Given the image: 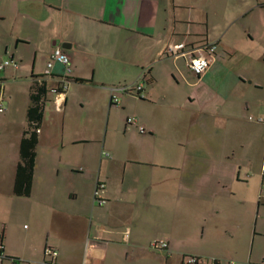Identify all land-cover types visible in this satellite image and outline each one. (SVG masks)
Here are the masks:
<instances>
[{
	"label": "crops",
	"instance_id": "crops-1",
	"mask_svg": "<svg viewBox=\"0 0 264 264\" xmlns=\"http://www.w3.org/2000/svg\"><path fill=\"white\" fill-rule=\"evenodd\" d=\"M260 1L0 0V63H17L0 69V264H40L46 246L56 264H264L247 262L264 252V47L248 46L249 30L227 36ZM182 40L216 44L187 97L177 88L189 67L165 51ZM62 44L71 72L57 96L62 67L47 62ZM140 78L143 99L110 100ZM35 80L47 92L32 184L14 196Z\"/></svg>",
	"mask_w": 264,
	"mask_h": 264
},
{
	"label": "built area",
	"instance_id": "built-area-1",
	"mask_svg": "<svg viewBox=\"0 0 264 264\" xmlns=\"http://www.w3.org/2000/svg\"><path fill=\"white\" fill-rule=\"evenodd\" d=\"M215 48V43H206L205 45L201 44L198 46H192L186 43L185 40H182L178 42H169L165 47V51L170 56L183 57L189 69L196 75H200L208 69V55L212 53ZM10 63L15 67L17 66V63L12 61L11 59H5L4 61H2V63H0V69H3L4 66ZM54 63H59L62 67V77L59 80V84L53 89L55 94L57 96H60L68 87V82L70 80L69 74L71 72V59L69 55L64 51V49L60 46H56L52 49L50 53V59L47 62V67H51ZM144 84V79L140 78L133 83L110 88V100L114 103L117 102L118 99L115 91L131 92L137 97H144ZM3 110L4 107L2 106V100L0 98V111ZM126 122L128 124L136 123L137 119L135 117H127ZM139 131L144 132L143 127L140 126ZM105 155H107V153ZM103 188L104 183L97 181L93 190V202L96 206H102L106 202L100 194ZM149 247L151 249H166L167 243L162 239H153L150 242ZM43 254L47 258V260L42 261L40 264H56L55 259L58 255L56 249L50 246H46L43 250ZM5 258L6 256L4 254V245L0 237V263H2ZM193 261L194 259L192 258V256H188L185 259L186 264H192ZM10 264H22V261L20 259L13 258L10 260ZM82 264H87V260L85 258L83 259ZM229 264H233V262L230 261Z\"/></svg>",
	"mask_w": 264,
	"mask_h": 264
},
{
	"label": "trees",
	"instance_id": "trees-1",
	"mask_svg": "<svg viewBox=\"0 0 264 264\" xmlns=\"http://www.w3.org/2000/svg\"><path fill=\"white\" fill-rule=\"evenodd\" d=\"M258 6L264 7V0L258 2ZM46 92L47 88L43 80H35L30 86L28 105L26 108V123L19 139L18 161L14 170L12 184V194L14 196H28L30 193L36 157V144L38 140L37 130L39 129L43 116ZM139 98L143 99V97ZM188 256H192L194 259L192 264H222L218 259H203L195 255ZM188 256H185L184 258L186 259ZM230 261L235 264L233 260H227L226 264H229Z\"/></svg>",
	"mask_w": 264,
	"mask_h": 264
},
{
	"label": "rangeland",
	"instance_id": "rangeland-1",
	"mask_svg": "<svg viewBox=\"0 0 264 264\" xmlns=\"http://www.w3.org/2000/svg\"><path fill=\"white\" fill-rule=\"evenodd\" d=\"M239 29L240 32H242V34H244V36H246L248 33L247 30H249L252 35H253V39L249 40V45L253 48L258 47L260 44L264 47V10H256L254 13L247 15L246 17L236 21L229 29L227 36H229V34L234 30V29ZM188 75L190 76H183L182 78H179V86L177 88V90H179L180 92H182L183 97H187V94L189 92V88H191L190 86H186V83H190L193 82L196 79V75L191 72L189 69H186ZM175 84V82H173ZM183 86H181V85ZM2 85H6V90L8 91V82L7 83H2ZM261 97L264 100V90L263 92H261ZM255 247H257V244H255ZM255 251V250H254ZM262 251V250H261ZM264 251V249H263ZM255 253V252H254ZM264 252H260L259 253H255L250 260L251 261H247L248 263H252V260H256L257 258H260V260H262V258H264L262 256ZM257 255V257H256Z\"/></svg>",
	"mask_w": 264,
	"mask_h": 264
},
{
	"label": "water",
	"instance_id": "water-1",
	"mask_svg": "<svg viewBox=\"0 0 264 264\" xmlns=\"http://www.w3.org/2000/svg\"><path fill=\"white\" fill-rule=\"evenodd\" d=\"M61 47H62V48H65V45H64V44H62V45H61ZM139 99H140V98H139Z\"/></svg>",
	"mask_w": 264,
	"mask_h": 264
}]
</instances>
